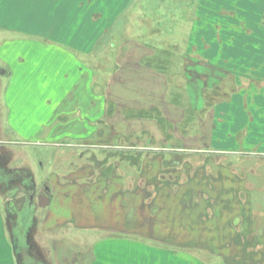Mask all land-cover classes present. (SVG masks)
Segmentation results:
<instances>
[{
    "label": "rangeland",
    "instance_id": "obj_1",
    "mask_svg": "<svg viewBox=\"0 0 264 264\" xmlns=\"http://www.w3.org/2000/svg\"><path fill=\"white\" fill-rule=\"evenodd\" d=\"M128 1L131 4L127 5ZM155 1L160 3V0ZM36 2L0 0V57L16 63L21 57L26 58L24 52L29 51L35 56L29 57L27 64L30 65V61L32 65L36 63L32 71L27 65L23 67V84L18 87V95L14 93L8 96L11 74L5 72L4 66L7 65H3L0 59L3 69V72L0 70V264H40L41 260L46 264H75L77 261L83 264L89 258L90 246L94 245L97 238L113 239L114 234L111 233L116 230L110 228L109 233L71 229L65 224V227L52 228L46 220L52 217L56 221L55 215H58L59 208L41 207L37 198L38 194L46 193L45 188L48 186L45 185L48 184L51 186V201L54 199V179L69 181L73 176L83 188L101 179L106 170H109L108 184L114 195H117L116 189L119 188L117 192L121 191V183L117 186L119 183L114 177L121 170L124 172L126 191L124 199L120 196L113 198L115 202L110 201L114 204L106 208L108 218L113 220L115 212L126 210L130 195L140 192V219L144 222L143 226L148 227L146 231L149 232V226H152L151 239L187 247L189 252L182 257L189 264H198L197 261L201 262L199 264H264V120L248 123L247 120H241L244 116L239 117L240 120H232L233 113L239 116L238 110L234 109L238 106L227 108L226 104L217 105V112L221 110L224 114L216 117L222 120H214L215 137L211 144V125L208 123L204 127L201 120H195L197 114L203 117L206 112L202 108L201 95L208 85L204 87L200 82L197 85L195 76L189 80L186 78L181 54L187 51L186 45L183 44V48L181 45V30H174L179 35L170 38V31L164 23L158 22L156 25L155 21L164 20V13L156 14L154 23L144 20L141 27L134 28L132 12H119L125 7H128L125 11H129L137 4V0H109L110 13H117H103L97 20V27L92 29L94 40L90 51L94 56L86 60L82 58V61L79 59L82 65H93L95 69H100V76L110 75L116 68L120 41L126 39L131 42L136 39L133 36L140 34L136 40L140 45L128 46L127 50L139 52L143 56L141 63L144 66L148 67L144 59L151 58L153 64L160 68L156 70L148 67L155 70L157 84L162 83L169 88L165 94L160 89L158 94L164 105L178 110L173 114L174 119L180 118L181 115L177 114L185 110L186 120H164L161 124V116L164 118L165 115L159 107L154 110L156 106L141 109L156 120L135 123L131 120H115L117 116L120 117L118 105L110 100L107 112L113 115V120L106 122L99 116L105 108L103 93H92L94 120H87L86 126L87 133L92 130L93 134L90 147H77L75 144L71 147L72 136L68 138L65 134H72L74 129L77 134H83L86 124L82 120H77L76 125L72 124V119L80 114L68 116V110L55 105L59 98L66 96L65 101L69 99L66 89L70 83L65 89L61 88L62 83L66 84L68 70L65 64L61 65L60 56L40 47L44 42H33L40 38L35 37L37 31H41L40 34L53 24L49 13L37 12L38 7L31 6L37 5ZM151 10L154 12L155 8L151 7ZM74 13L72 8L71 19ZM68 16L67 13L58 23L67 29L62 33L63 36L71 34L74 36L71 39L79 42V36L86 32V38L90 31L79 27V23L75 29L68 28L75 24V21H67ZM86 25L92 26V23ZM42 34L49 36L51 32L49 30ZM86 78L89 79V76ZM82 79L79 78L78 85L85 84ZM106 80L108 78L98 77L101 84ZM213 94L212 91L208 92V97ZM82 95L80 93L79 96ZM197 96L200 98L199 110L194 106ZM263 100L262 96L259 102L264 113ZM70 101L68 105H71ZM186 106L190 107L188 114L184 109ZM208 111L213 110L210 108ZM58 112L66 115L67 119L52 118ZM20 115L26 120H16ZM203 131L206 140L208 137L210 139L205 142V146L211 145V150L202 148V155L186 150L188 156L172 154L165 157L160 156V153L153 155L154 150L148 148L168 147L171 152H177L176 149L185 146L188 149L201 148L204 142L198 141L197 136ZM217 148L227 152H215ZM119 150L133 156L140 152V164L134 165L122 159V155L116 154ZM71 151L76 154L70 155ZM80 152L82 155H78ZM158 162L162 169L154 171L152 166ZM74 169H78L77 174L70 173ZM139 182V189L134 193L128 192V188L133 189ZM79 193H82L81 189ZM159 196L162 197L160 201L157 198ZM56 197L58 202L64 200L62 192ZM8 207L12 211L13 221L9 224L6 221V230L3 214L7 217ZM28 234L33 243L32 255L27 254ZM120 239L121 243L117 244L119 247L125 238L117 240ZM15 250L19 252V258ZM174 254L177 256V253Z\"/></svg>",
    "mask_w": 264,
    "mask_h": 264
},
{
    "label": "crops",
    "instance_id": "obj_2",
    "mask_svg": "<svg viewBox=\"0 0 264 264\" xmlns=\"http://www.w3.org/2000/svg\"><path fill=\"white\" fill-rule=\"evenodd\" d=\"M129 3L128 1L126 4L128 5ZM36 4L37 5L32 4L31 6L38 7L37 12L49 13L53 24L50 28L47 30L44 29L42 32L48 33L50 30L52 36H47L42 33L39 34L41 31H37V36L35 37L40 38L33 42H38V44L39 42H44L40 47L44 50H51L56 56H60L61 65L65 64L68 70L66 84L64 85L62 83L61 88L65 89L70 83L66 89L69 99L65 101L66 96H64L65 94L63 91L64 95L62 96L64 97L59 98L55 105L60 107V109L64 108L65 111L68 110V116L71 114H80L72 119L74 120L72 124L76 125L77 120H82L83 124H86L83 134H77L76 129H74L72 134H65L68 138L72 136L71 140L74 142H70L71 147L74 144V146L77 147H87L92 140V130L87 133L86 128L87 120H94L92 116L93 96L90 95L92 93H103L105 108H103L99 116H101L102 119L104 118L106 122H108V120H113V115L111 116L107 112L110 100L118 105L117 113L120 117L117 116L115 120H131L134 123L140 120H156L155 117L139 116V111L141 109H147L148 107L154 108L155 106L154 109L159 107L165 115L166 119L164 120H186L185 110L177 114V116H179V114L181 115L179 116L180 118L174 119L173 114L174 112L177 113L178 110L170 105H164L161 100L162 97L158 94L160 89H163L165 94V91L168 92L169 88L167 86L164 87L162 83L157 84V74L155 70H151L141 63L143 56L140 55L139 52L131 53L130 49L127 50L128 46L134 47L140 45V43L136 41L139 39L140 34H134L135 36L133 37L136 39L131 42L126 39L120 41L116 68L114 72H112L113 74L110 73V75L100 76V73H98L100 69H95L93 65H82V58L86 60L88 57L94 56V54L90 52L91 44L94 40L92 29L97 27V20L103 16V13H110L109 0H37ZM126 4L124 6H127ZM137 4L133 5L129 11L126 12L125 8L128 7H125L119 13L132 12L134 28L141 27L140 24L145 22L144 20H150L154 23V16L164 13V20H157L155 23L156 25L158 22L160 24L164 23L165 28L170 31V38H173L174 35H179L174 32V30H181V45L182 48L183 44L184 46L186 45L187 51L181 54L187 80L195 76L197 78V85H199V82L203 83L204 87L208 85L205 87V90L202 91L201 95L203 103L202 108L206 110V112L203 113V117L200 113L199 115L197 114L195 120H201L204 127L207 126L208 123L211 125V136L209 135L211 140L209 137L208 140H206V135L203 131L204 133L198 135L197 139L198 141L204 142V147H189L190 149H188V147L185 146L182 147V149H176L177 152H171L168 147H162L160 149L157 146L148 147L151 148L149 150H154V152H152L153 155L160 153V156L162 155L165 157L172 154L188 156L186 150L201 154L204 152L202 148L210 151L211 149L209 148L211 145L206 147L205 142L210 140L212 144L213 137H215L214 120H222L216 117L223 116L224 114L221 110L217 112V105L226 104L225 107L227 108L237 105L238 107H234V109L238 110L239 116L236 117L233 113L232 120H235V118L238 119L241 116H244L241 120H247L248 123L252 120L254 123L256 122L255 120H264V113L261 111L262 105L260 104L261 102H259L262 100V96L264 98V0H160V3H156L155 0H137ZM135 6H137V8ZM147 7L149 8L147 9ZM151 7L155 8L154 12L151 10ZM72 8L75 13L71 19ZM67 13L69 14V20L67 18V21H75V24L73 26H68V28L73 27L75 29L79 23V27L90 31L86 38H84L86 32L79 36L81 40L79 42L72 40L71 37L73 38L74 36H71V34H68L66 37L63 36L62 33L67 29L65 26L62 27L58 23H61L59 20L63 16L65 17ZM112 13L117 12H111L110 14ZM143 14H145V16ZM122 18L124 21V16ZM86 23H92V26L87 27ZM64 24H66V21ZM126 24L129 25L130 23L126 22ZM124 45H126V47H124ZM24 55L26 58L21 57L16 63L0 57L3 65H7L4 66L5 72H10L11 74L9 86L7 88L9 92L8 96L14 93H16V96L18 95V87H21L23 84V67L27 65L28 69L32 71L36 66V63L32 65L31 61L30 65L29 63L27 64L30 59L29 57H34L35 54H31L28 51V53L24 52ZM69 75L73 76L69 77ZM88 76L89 79L86 78ZM98 77H105L108 78V80H106L104 84H101L98 82ZM79 78H84L85 84L83 86L81 84L78 85ZM83 87L85 89H83ZM82 89L83 92H81ZM210 91H212V93L214 92L215 95L213 94L208 97V92ZM79 92L83 93V95L79 96ZM78 93L79 95H77ZM71 94L75 95L71 96ZM82 99L83 102L81 101ZM68 100H72L70 101L71 105H68ZM165 101L167 100L165 99ZM199 101V96H197L196 105H194L195 102L193 103V101H191V103L197 107V110L201 108L199 106ZM262 102L264 103V100ZM64 104H67L68 107L66 105L65 108ZM161 104L162 106H160ZM76 107H78L77 110ZM185 108L188 109L189 106L184 107V109ZM210 108L213 110L212 112L208 111ZM70 110L74 111L71 113ZM59 112L53 115L52 118L67 119L66 115L62 113L59 114ZM11 118L13 120V116H11ZM16 120L26 119L20 115ZM81 142L85 144H81ZM162 149L164 150L163 152H157ZM74 151H71L72 153H70V155H75L76 152ZM215 152L223 153L227 151L217 148ZM78 155H82V152ZM164 162L165 164L167 163V158H165ZM152 168H154V171H160L162 165L159 163L152 166ZM77 170L78 169H74V171L70 173L73 174L74 172V174H77ZM108 171L109 170H106V174L103 175L101 179L95 181L91 180L92 182L86 184V187L83 188L81 183L76 180L77 178L73 176L69 181L54 179L55 181L53 180L52 187L55 196L49 206L52 208H59V210L56 213L58 215H55L56 221L52 220V217H49L46 223L52 228L62 225L61 227L69 226L71 229L81 228L86 230H97L99 233H103V231L109 233V228L111 230H116L111 233L114 234L112 235L113 239L99 240L100 237L97 238L94 245L92 244L90 246V252H88L89 258L83 264H189V261L183 260L182 257L187 255L186 252L174 251L155 244H150V242L141 243L139 240L135 239V237L138 236L153 240L151 239L153 238L151 235L152 226H149V232L146 231L148 227L143 226L144 222L140 219L142 214V210L140 209V203L142 204L139 195L140 192L130 195L129 206H127L126 210L121 213L115 212L116 214H113V220L110 219L111 217L108 218V211L106 208H108L110 204H114L110 201H114L113 198H118L120 196L124 199L126 192L124 191V172L121 170V172L114 177L119 183L117 186L121 183V191L123 194L121 191L117 192L119 190L118 188V190L116 189L117 195H114L113 189H111L108 184ZM60 173L61 170H59V174ZM46 185L48 186L49 193H51V186L48 184ZM140 185L141 183L139 182L133 189L128 188V192L134 193L141 187ZM80 189L82 193L78 194ZM56 191H58V193H63V201H56V195H58ZM78 197L83 200L78 201ZM157 198L158 201H160L162 197L159 196ZM106 213L107 215L105 216ZM142 218L145 219L146 217ZM3 221L5 229L7 230L8 226L4 214ZM64 224L65 226H63ZM119 238H125L123 239V245L120 247L117 246V244L122 241L121 239L117 240ZM156 242L171 245L162 241ZM16 251L17 250H15V252ZM174 253H177V256ZM217 256L221 258L220 255ZM199 262L200 261H197L198 264ZM75 264H79V262L77 261Z\"/></svg>",
    "mask_w": 264,
    "mask_h": 264
},
{
    "label": "trees",
    "instance_id": "obj_3",
    "mask_svg": "<svg viewBox=\"0 0 264 264\" xmlns=\"http://www.w3.org/2000/svg\"><path fill=\"white\" fill-rule=\"evenodd\" d=\"M148 60H150V62L148 61ZM144 61L146 62V64H148L147 66L148 67H152V68H154V69H156V70H159L160 68H157L154 64H153V61H152V59L151 58H148V59H144ZM144 62V63H145ZM156 67V68H155ZM162 69V68H161ZM155 110V109H154ZM154 110H152V112L154 111ZM190 111V107L187 109L186 108V112L188 113ZM140 113H139V116L140 117H149L150 115H148L147 113H146V111L145 110H140L139 111ZM147 112L148 113H150L149 112V110H147ZM161 119H163V120H160V122H161V124H163L164 123V119H165V117L163 118V116H161ZM166 121V120H165ZM116 154L117 155H122V159H124V160H129L132 164H134V165H139L140 164V159H139V157L138 156H140L141 154H140V152H139V154L137 155V156H133V155H129V154H125V152H123L122 150H119V152H116ZM7 206H8V204H7ZM8 209H9V214H7V217H6V221L9 223V222H11L12 223V221H13V214H11V209L8 207L7 208V211H8ZM28 237H27V246H28V251H27V254H30V255H32V254H34V252H32L31 250H32V247H33V243H32V241L30 240V235L28 234L27 235ZM135 239L136 240H139V242H143V243H148V242H150V244H155V245H157V246H161V247H165V248H167V249H172V250H174V251H178V252H189V251H187V250H189V249H187V247H178V246H172V245H168V244H162V243H159V242H156V241H153V240H148V239H146V238H143V237H135ZM15 245H17L16 244V242H15ZM32 253V254H31ZM18 256V258H19V252H17L16 251V257ZM31 258V257H30ZM39 263L40 264H46V263H44V261H39Z\"/></svg>",
    "mask_w": 264,
    "mask_h": 264
},
{
    "label": "water",
    "instance_id": "obj_4",
    "mask_svg": "<svg viewBox=\"0 0 264 264\" xmlns=\"http://www.w3.org/2000/svg\"><path fill=\"white\" fill-rule=\"evenodd\" d=\"M1 72H3V70H1ZM38 202H39V205L41 207H47L50 205L51 200H50V197L48 195L39 194Z\"/></svg>",
    "mask_w": 264,
    "mask_h": 264
},
{
    "label": "flooded vegetation",
    "instance_id": "obj_5",
    "mask_svg": "<svg viewBox=\"0 0 264 264\" xmlns=\"http://www.w3.org/2000/svg\"><path fill=\"white\" fill-rule=\"evenodd\" d=\"M1 70V69H0ZM45 194H47V191H46V193Z\"/></svg>",
    "mask_w": 264,
    "mask_h": 264
}]
</instances>
